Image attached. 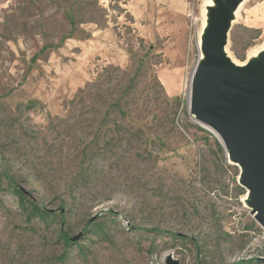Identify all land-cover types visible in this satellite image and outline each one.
Masks as SVG:
<instances>
[{"label":"rangeland","instance_id":"1","mask_svg":"<svg viewBox=\"0 0 264 264\" xmlns=\"http://www.w3.org/2000/svg\"><path fill=\"white\" fill-rule=\"evenodd\" d=\"M209 1L0 0L2 186L14 177L65 213L28 222L0 190V264L264 262L242 166L191 108ZM231 20L227 55L244 63L264 43V0Z\"/></svg>","mask_w":264,"mask_h":264},{"label":"water","instance_id":"2","mask_svg":"<svg viewBox=\"0 0 264 264\" xmlns=\"http://www.w3.org/2000/svg\"><path fill=\"white\" fill-rule=\"evenodd\" d=\"M236 1L223 3L218 0L221 10L214 17L219 23L206 46L209 52L207 68L194 72L191 108L198 122L216 132L231 160L242 166V184L251 191L253 212L264 227V71L260 85L254 67L245 75L222 78L225 73L222 62L226 55L223 52L225 14ZM166 262L179 264L171 254Z\"/></svg>","mask_w":264,"mask_h":264},{"label":"bare ground","instance_id":"3","mask_svg":"<svg viewBox=\"0 0 264 264\" xmlns=\"http://www.w3.org/2000/svg\"><path fill=\"white\" fill-rule=\"evenodd\" d=\"M211 1V0H210ZM208 3H211V2ZM223 3H226L227 0H221ZM240 0H237L236 3L233 5V7L230 9L229 13L225 14V19L227 20V27L225 29L224 32V41H228V32L231 28L232 25V13L234 11V9L237 7V4L239 3ZM214 5V4H213ZM221 10V6L218 3V0H215V7L213 6L212 8H210L209 13H208V17H209V24L207 26V28L202 31V33L200 32V38H199V47L202 50V56L201 59H199L198 63H197V67H196V71L198 72L199 70H203L205 68H207L208 64V58H209V52L207 50V44L209 41V39L211 38V33L214 30L215 26L217 23H219V21L217 20V18L214 17V15L216 14L217 11ZM204 21V20H203ZM205 24V22H204ZM204 27V26H203ZM226 44H223V52L224 54H226L224 56L223 59V66L225 69V73L222 75V78H228V79H232L233 75H245L247 73V71L251 68L254 67V71L256 74V77L259 78V82L258 85L261 84V74L264 71V43L260 45L259 49L257 50H253V52L250 53L248 59L246 60V62L244 63H237L234 60H231V58L227 55V51H226ZM194 74L192 76V81H191V93H192V89H193V81H194ZM190 93V94H191ZM191 103H192V94H191ZM203 103H206L205 106L207 105V101L204 100ZM214 131V130H212ZM215 132V131H214ZM216 133V132H215ZM229 148V147H228ZM242 178V175H241ZM251 191L249 190V193Z\"/></svg>","mask_w":264,"mask_h":264},{"label":"trees","instance_id":"4","mask_svg":"<svg viewBox=\"0 0 264 264\" xmlns=\"http://www.w3.org/2000/svg\"><path fill=\"white\" fill-rule=\"evenodd\" d=\"M118 99L115 103H112L111 107H115L116 110H118ZM119 130H120V125L118 124ZM219 148H222L221 145H219ZM2 178H3V173L0 172V190L4 189H8V191H11L17 198V200H19V206L21 207V210L24 212V214H26V220L28 222H34L36 220L42 222L45 225H49L50 223H54L56 221H59L62 225L63 222L65 221V213H64V209L63 207L59 208V212H56L55 210H50L49 208L47 209L45 206H43L42 204H40L39 202H37L35 199H31L30 197H28V195L26 194V192L23 190V188L19 185V183H17V181L15 180L14 177H9L8 178V182L6 184V186H2ZM112 212V211H110ZM94 224L95 227H98L99 229H104L103 227V221H96V218H92L88 225ZM153 230H157V233H163L165 232V230H160L159 228H155ZM95 231V230H94ZM61 236L64 240V242L66 243V245L68 247H71L73 245H75L77 243V241L84 236V232H80L78 234H80V236L78 237V239L74 240L73 238L75 236H70L69 237V233L64 230V228H62L60 230ZM170 236L173 238H178V234L175 232H170ZM81 244L80 242L77 243ZM82 246V245H80ZM254 262L258 263V264H264V262H260L259 259L255 258L253 259ZM252 260V261H253ZM243 262V264L247 263V264H251V262ZM241 262H238L236 264H240Z\"/></svg>","mask_w":264,"mask_h":264}]
</instances>
